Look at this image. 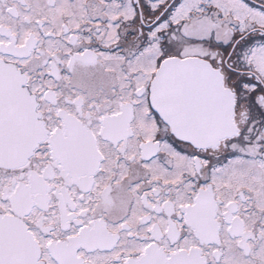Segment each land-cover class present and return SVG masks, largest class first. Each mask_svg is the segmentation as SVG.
<instances>
[{"label":"snow or ice","instance_id":"snow-or-ice-1","mask_svg":"<svg viewBox=\"0 0 264 264\" xmlns=\"http://www.w3.org/2000/svg\"><path fill=\"white\" fill-rule=\"evenodd\" d=\"M0 264H264V0H0Z\"/></svg>","mask_w":264,"mask_h":264}]
</instances>
